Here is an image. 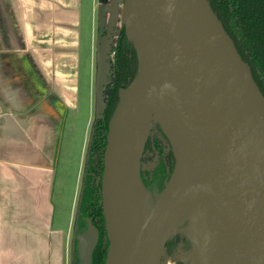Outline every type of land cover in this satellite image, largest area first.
<instances>
[{
	"label": "water",
	"instance_id": "obj_1",
	"mask_svg": "<svg viewBox=\"0 0 264 264\" xmlns=\"http://www.w3.org/2000/svg\"><path fill=\"white\" fill-rule=\"evenodd\" d=\"M118 1L103 0L100 24L107 2ZM119 17L138 68L120 88L109 122L101 178L105 264H167L172 237H187L190 247L181 250L195 248L181 231L191 219L201 240L197 264H264V93L249 65L208 0H125ZM102 66L94 124L107 101L109 67ZM156 124L175 158L161 191L149 190L141 177ZM82 186L71 264L75 249L78 264H93L99 240L89 218L76 232ZM137 188L146 220L132 233L129 212Z\"/></svg>",
	"mask_w": 264,
	"mask_h": 264
},
{
	"label": "crops",
	"instance_id": "obj_2",
	"mask_svg": "<svg viewBox=\"0 0 264 264\" xmlns=\"http://www.w3.org/2000/svg\"><path fill=\"white\" fill-rule=\"evenodd\" d=\"M77 1L78 5L60 1L54 9L50 6L33 17L48 36L42 55L33 45L25 0H0V252L4 238L19 237L16 252L23 256L17 257V264H25V253L40 256L43 234L46 264H71L72 236L67 228L55 225L52 191L58 149L67 134L70 111H76L79 104L81 0ZM92 85L95 117L94 72ZM25 221L32 227L26 229ZM8 222L21 225L8 227ZM24 237L31 238L30 247H23Z\"/></svg>",
	"mask_w": 264,
	"mask_h": 264
},
{
	"label": "rangeland",
	"instance_id": "obj_3",
	"mask_svg": "<svg viewBox=\"0 0 264 264\" xmlns=\"http://www.w3.org/2000/svg\"><path fill=\"white\" fill-rule=\"evenodd\" d=\"M60 1L64 0H25V16L30 19L29 25L33 29V33L31 35L33 45L39 50V52H41V54L46 52L43 51V45L46 44L48 36L47 32L43 33V31L39 29V26L35 23V18L33 17H36V14L37 16H40V14H42L41 12L44 9L49 10L48 7L50 6H53L52 9H54ZM71 1L73 4L75 3L78 5L77 0ZM108 2L107 7L113 15L109 11H106L101 23V25L106 26L107 29L110 28L113 16H121L125 0H119L116 6H110ZM38 3H45V8L41 9L37 7ZM102 3L103 0H81V62L79 79L80 89L78 94L79 104L76 111H70L71 118L67 123L65 131L67 134L64 138V141L61 142L60 148L58 149V172L56 175V183L52 191L54 222L56 226L67 228V232L68 230L70 231L72 236L70 239L71 253L77 205L81 188V177L83 173L84 162L86 161L88 154V142L90 141L93 131L92 127L95 120L93 113V85L91 87V78L93 81V72L94 78H98L100 73L99 68L102 66V61L107 67H109V63H107L106 60L108 57L110 35H102L100 32H97L96 29V26H98L97 24L100 23L99 12ZM61 12L64 13V11ZM50 14L52 20L51 28L54 29V26L57 25L54 19V11H52V13L50 12ZM55 16H60V14H55ZM76 16H78V14H76ZM94 32H97V36L95 38ZM49 33H51L50 35L53 36L51 30ZM41 40L44 42H40ZM52 55V52H49V56ZM56 57L58 58L59 55L56 54ZM93 63L94 65L91 67ZM23 224L26 229H29L27 227H32L31 222L29 223L25 221ZM7 225L8 227H15V225L19 226L21 223L8 222ZM178 235L181 236L183 242L179 244L176 250L178 251L179 249H188L190 244L187 242V237L183 234ZM23 240V247H30L31 238L24 237ZM35 241H38V238H35ZM35 241L34 246L37 245V242ZM19 242L20 238L15 236L8 237L6 239L4 238L2 240L1 245H3L4 248L2 249L3 251L0 252V264H17V257L22 255L21 253L16 252V246ZM46 242L47 239L45 238V235H41V237H39L40 256L36 253H25V264H32V261H34V264H39V259L41 264H46ZM185 243L188 245L187 248L184 246ZM5 248H7V252ZM183 263L188 264L187 262Z\"/></svg>",
	"mask_w": 264,
	"mask_h": 264
},
{
	"label": "trees",
	"instance_id": "obj_4",
	"mask_svg": "<svg viewBox=\"0 0 264 264\" xmlns=\"http://www.w3.org/2000/svg\"><path fill=\"white\" fill-rule=\"evenodd\" d=\"M208 1L231 36L239 53L249 65L255 80L264 93V0ZM124 38L126 39V35H124ZM118 47L114 90L106 102L102 116L97 118L93 127L88 158L82 179L83 186L76 232L78 231V227L80 230L77 233L86 228L89 217L93 219L98 218L99 221L103 222V226L105 223L100 188L104 170V155L109 122L119 100V89L126 87L137 72V69L132 70V64H129L125 44L123 46L120 44ZM135 58L137 62V57L135 56ZM136 67L138 68L137 63ZM141 177L145 186L151 191H161L168 180V178L164 180L162 187L153 189L145 183L142 173ZM105 228L104 226L106 241L102 233L98 245L94 250L93 264H105L109 245V238ZM172 238L167 242V252L169 254L173 248ZM78 262L79 258L75 249L73 264H78ZM179 264L183 263L180 262Z\"/></svg>",
	"mask_w": 264,
	"mask_h": 264
},
{
	"label": "flooded vegetation",
	"instance_id": "obj_5",
	"mask_svg": "<svg viewBox=\"0 0 264 264\" xmlns=\"http://www.w3.org/2000/svg\"><path fill=\"white\" fill-rule=\"evenodd\" d=\"M111 1L112 0H110V2ZM218 1L220 2L221 0H218ZM110 6H113V5L110 3ZM107 11H109V9H107ZM97 25H98L96 26L97 32H100L102 35H110V41H111L110 43L111 47L108 53L109 72H108V75L106 76V81L104 85L105 90L103 93L104 95H106L107 101H108L109 97L111 96L114 90L115 81H116V73H117L116 72V60H117V49H119L118 46H120V44L121 46L125 44L127 48V58L129 60V64H132L131 65L132 70H135V68L137 69L136 63L138 66V61L136 62V58H135V56L137 57V54L134 53L136 52V50L126 35V31H125V27L122 22V18H120L119 16L118 17L113 16L109 29H107L106 26H104V28H100V25H101L100 23H98ZM96 33L94 32L95 34L94 38L97 36ZM124 35H126V39L124 38ZM85 162H84V168H85ZM174 163H175V158H174V155L171 149L170 142L168 138L166 137V135L161 130L160 126L156 124L151 131V134L146 144L144 155L142 157L141 173L143 175L145 183L153 189L162 187L164 180L166 178L169 179L173 171V168H174ZM84 168H83V173H84ZM83 173H82L81 179H83ZM82 181L83 180H81V185H82ZM89 219H91L92 223L99 229V240L103 233L104 239L106 241V237L104 233V226L106 227L105 223L103 226V222L99 221L98 218L93 219L92 217H89ZM77 230L79 231L80 228L78 227ZM172 239H173V242H172L173 248L170 254H173L175 251H177L176 250L177 247L179 246L181 242H183V239L181 238V236H178V235L174 236ZM184 246L185 248H187L188 246L187 243H185ZM180 262L181 261H178L175 264H179Z\"/></svg>",
	"mask_w": 264,
	"mask_h": 264
},
{
	"label": "bare ground",
	"instance_id": "obj_6",
	"mask_svg": "<svg viewBox=\"0 0 264 264\" xmlns=\"http://www.w3.org/2000/svg\"><path fill=\"white\" fill-rule=\"evenodd\" d=\"M140 193L141 192L139 188H137L133 194L131 209L129 212V220H130L129 224L132 233H137L146 220V212L142 205V198ZM193 225L194 223L193 220L191 219L190 224L185 227H182L181 231L188 234L189 238H191L192 241L194 242L195 248L191 250L179 249L177 252L169 255L166 258L167 264H174L177 261H184L187 262L188 264H197V260H198L197 256L201 250V240L194 232Z\"/></svg>",
	"mask_w": 264,
	"mask_h": 264
}]
</instances>
